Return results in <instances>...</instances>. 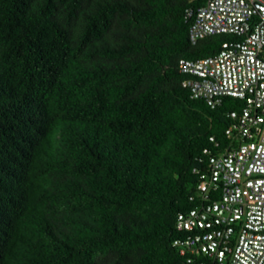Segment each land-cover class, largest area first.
<instances>
[{
	"label": "trees",
	"instance_id": "obj_1",
	"mask_svg": "<svg viewBox=\"0 0 264 264\" xmlns=\"http://www.w3.org/2000/svg\"><path fill=\"white\" fill-rule=\"evenodd\" d=\"M200 2L0 0V264H188L175 215L242 104L180 83L234 37L188 40Z\"/></svg>",
	"mask_w": 264,
	"mask_h": 264
},
{
	"label": "built area",
	"instance_id": "obj_2",
	"mask_svg": "<svg viewBox=\"0 0 264 264\" xmlns=\"http://www.w3.org/2000/svg\"><path fill=\"white\" fill-rule=\"evenodd\" d=\"M190 42L229 33L211 54L179 57L189 95L209 107L222 96L242 101L226 112L232 145L207 153L195 205L176 213L171 244L188 264H264V0H202L183 8Z\"/></svg>",
	"mask_w": 264,
	"mask_h": 264
}]
</instances>
